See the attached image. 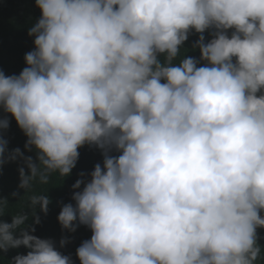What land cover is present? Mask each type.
Here are the masks:
<instances>
[{
  "label": "clouds",
  "instance_id": "1",
  "mask_svg": "<svg viewBox=\"0 0 264 264\" xmlns=\"http://www.w3.org/2000/svg\"><path fill=\"white\" fill-rule=\"evenodd\" d=\"M35 3V47L18 75L0 70V108L38 163L9 151L5 115L0 165L24 158L27 190L39 165L68 177L81 147L101 150L57 217L63 229L92 232L76 249L80 264H254L264 227V0ZM193 32L200 57L175 63ZM50 202L31 200L45 214ZM26 221L0 220V250L29 249L13 264H74Z\"/></svg>",
  "mask_w": 264,
  "mask_h": 264
},
{
  "label": "trees",
  "instance_id": "2",
  "mask_svg": "<svg viewBox=\"0 0 264 264\" xmlns=\"http://www.w3.org/2000/svg\"><path fill=\"white\" fill-rule=\"evenodd\" d=\"M40 15L41 10L36 6L35 0H0V70L6 75H18L27 66L25 54L35 47L34 37L29 35V28ZM205 37L211 38L207 32ZM198 39L199 34L193 32L174 62L178 63L185 54L199 58V49L193 48ZM5 115L10 119L9 128L3 131L4 137L8 140L9 151L20 148L24 156H31L38 163L35 148L30 151L25 147L28 138L15 118L0 108V117ZM79 152V160L70 176H62L58 171H47L43 165H39V172L31 178L27 190L20 187V169L23 168L26 173H30L24 158L18 157L0 165V212L3 214L0 220L10 223L12 216L27 214V221L21 227L27 228L31 224L35 228L34 235L52 239L57 249L64 255H69L74 264H80L76 249L84 240L90 239L92 232L86 225H79L75 232H70L62 228L57 217L63 204L75 203L72 195L76 190L72 185L81 178L80 173H91L96 163L103 162L101 150L94 146L86 144ZM41 174L47 175V182L41 180ZM85 179H90V176H86ZM41 195H48L51 201L46 214L31 204L33 197ZM35 212L39 215L40 222L33 224ZM260 214L264 216V210H261ZM257 233L261 252L254 264H264V227L258 228ZM63 237L68 238V243L61 247L60 240ZM28 251L29 249L24 246L10 248L7 252L0 250V264H13V257L17 254H27Z\"/></svg>",
  "mask_w": 264,
  "mask_h": 264
}]
</instances>
